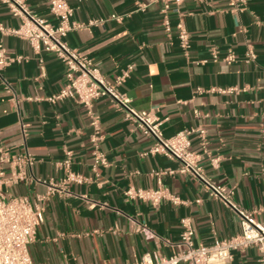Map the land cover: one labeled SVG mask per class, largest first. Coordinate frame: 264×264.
Listing matches in <instances>:
<instances>
[{
    "label": "crops",
    "instance_id": "obj_1",
    "mask_svg": "<svg viewBox=\"0 0 264 264\" xmlns=\"http://www.w3.org/2000/svg\"><path fill=\"white\" fill-rule=\"evenodd\" d=\"M50 0H24L53 25ZM73 20L85 27L70 31L68 45L91 58L109 82L133 70L119 90L138 110H151L172 136L202 127L191 136L202 173L232 190L242 208L257 210L264 225V0H183L172 5L165 30L161 1L67 0ZM139 3L147 4L139 10ZM112 14L124 15L121 20ZM189 33L183 49L176 25ZM22 17L0 0V25L18 28ZM9 53L23 56L0 70V142L11 156L25 157L24 175L5 186L44 208L45 219L30 245L35 264H128L146 252L167 256L177 250L183 218H191L195 241L240 232V216L212 194L180 162L151 153L153 139L109 96L90 110L71 98L51 100L65 83V65L53 53L35 52L17 35L0 32ZM234 52L235 60H225ZM216 52L218 58H214ZM92 116H98L100 150L106 164L95 166ZM72 153L71 170L82 183L64 182L61 162ZM2 167L8 175L10 163ZM169 188L180 202L158 205L127 195L130 188ZM249 246L233 252L229 264H260Z\"/></svg>",
    "mask_w": 264,
    "mask_h": 264
},
{
    "label": "built area",
    "instance_id": "obj_2",
    "mask_svg": "<svg viewBox=\"0 0 264 264\" xmlns=\"http://www.w3.org/2000/svg\"><path fill=\"white\" fill-rule=\"evenodd\" d=\"M4 1L9 4L15 15L22 17V23L18 28L11 29H5L0 25V32L26 39L37 53L53 52L65 65V83L60 91L51 97V100L71 98L90 110L94 100L102 96L111 97L125 110L127 119L136 123L144 134L151 136L153 139L151 153L164 154L178 160L180 172H193L198 175L213 195L231 206L240 216L238 234L229 238L215 237L210 244L197 243L191 218H183L181 220L183 229L177 250L167 256L158 251L146 252L141 258L128 264H229L235 250H242L249 246H255L259 250V262L264 264V225L256 218L257 210L242 208L235 202L232 190L206 178L198 165L197 153L191 149V136L198 134L204 139L206 130L202 127L189 128L180 130L172 136H166L162 130V120L153 111L136 109L130 97L119 90V85L129 76L133 66L124 70L114 82H109L91 58L68 45L65 40L67 34L85 25L73 20L75 10L67 0L49 1L50 12L58 20L56 25L32 12L24 0ZM155 1L162 3L165 30L170 35L172 26L168 12L172 5H178L183 0ZM241 1L243 0H231L230 5L237 8ZM146 7L147 4L139 3L138 9L144 10ZM111 16L119 20L125 17L117 14ZM176 29L181 47L188 49L190 36L181 20L177 23ZM213 56L215 59L218 58L216 52H213ZM23 59L21 55L9 53L0 42V70L13 62H22ZM225 60L229 63L233 62L234 52L230 51ZM91 124L94 128L95 166L106 164L107 158L98 145L101 139L98 116H92ZM24 159L30 162L32 157L30 154L22 158L11 156L8 149L0 142V264H35L29 247L37 238L38 229L44 222V208L28 196L14 195L5 190L6 185L18 183L23 178L22 168L17 170L15 166L22 165ZM4 163L11 164L13 169L10 175L2 167ZM71 163L72 153L68 151L61 162L66 172L64 182L82 183L84 176L72 171ZM127 195L149 201L153 205H158L164 199L175 204L180 202L179 196L162 185L156 188H130L127 190Z\"/></svg>",
    "mask_w": 264,
    "mask_h": 264
}]
</instances>
